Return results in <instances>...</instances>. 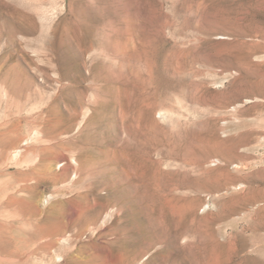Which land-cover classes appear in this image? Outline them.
Segmentation results:
<instances>
[{"label": "rangeland", "instance_id": "rangeland-1", "mask_svg": "<svg viewBox=\"0 0 264 264\" xmlns=\"http://www.w3.org/2000/svg\"><path fill=\"white\" fill-rule=\"evenodd\" d=\"M11 261L264 264V0H0Z\"/></svg>", "mask_w": 264, "mask_h": 264}, {"label": "bare ground", "instance_id": "bare-ground-1", "mask_svg": "<svg viewBox=\"0 0 264 264\" xmlns=\"http://www.w3.org/2000/svg\"><path fill=\"white\" fill-rule=\"evenodd\" d=\"M34 135H37V132H35ZM18 154H19V153H15L14 156L17 157ZM256 230H257V229H256ZM262 250H263V249H262ZM14 254H15V253H14ZM9 255H10V254H9ZM11 255H12V254H11ZM4 256H5V255H4ZM5 257H6V256H5ZM24 257H25V256H24ZM7 258H8V257H7ZM1 259H3V258H1ZM1 261H2V260H1ZM6 261H7V259H6ZM9 261H10V260H9ZM20 261H21V260H20ZM20 261H19V262H20ZM3 262H4V261H3ZM23 262H24V261H22V263H23ZM0 263H1V262H0ZM10 263L12 264V261H11ZM14 263H15V262H14ZM6 264H8V263L6 262Z\"/></svg>", "mask_w": 264, "mask_h": 264}]
</instances>
